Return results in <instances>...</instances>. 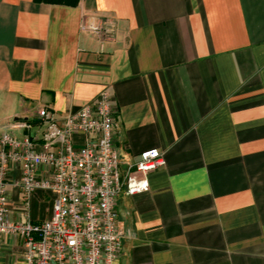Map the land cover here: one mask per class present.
I'll return each instance as SVG.
<instances>
[{"label":"crops","instance_id":"obj_1","mask_svg":"<svg viewBox=\"0 0 264 264\" xmlns=\"http://www.w3.org/2000/svg\"><path fill=\"white\" fill-rule=\"evenodd\" d=\"M103 90L121 172L148 149L165 160L119 198L118 264H264V0H0V135L40 136L14 124L41 107L62 120ZM53 198L33 196L32 221ZM22 253L6 239L3 260Z\"/></svg>","mask_w":264,"mask_h":264},{"label":"built area","instance_id":"obj_2","mask_svg":"<svg viewBox=\"0 0 264 264\" xmlns=\"http://www.w3.org/2000/svg\"><path fill=\"white\" fill-rule=\"evenodd\" d=\"M83 27L107 31L101 23ZM33 121L44 125L40 136L0 135V264H118L124 242L119 198L149 189L148 176L164 164L163 153L145 150L121 172L116 110L108 90L62 120L41 107L33 120L14 126L30 129ZM11 187L21 193L25 221L12 216ZM39 191L54 194L53 212L32 221L31 201ZM10 237L23 253L6 262L2 249Z\"/></svg>","mask_w":264,"mask_h":264},{"label":"trees","instance_id":"obj_3","mask_svg":"<svg viewBox=\"0 0 264 264\" xmlns=\"http://www.w3.org/2000/svg\"><path fill=\"white\" fill-rule=\"evenodd\" d=\"M38 1L64 2V3H75V2H77V0H38Z\"/></svg>","mask_w":264,"mask_h":264}]
</instances>
